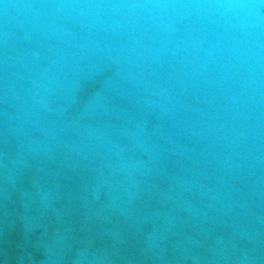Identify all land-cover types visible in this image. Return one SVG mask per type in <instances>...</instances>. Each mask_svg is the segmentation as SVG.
I'll use <instances>...</instances> for the list:
<instances>
[{
  "label": "water",
  "instance_id": "water-1",
  "mask_svg": "<svg viewBox=\"0 0 264 264\" xmlns=\"http://www.w3.org/2000/svg\"><path fill=\"white\" fill-rule=\"evenodd\" d=\"M211 0H0V264H264V32Z\"/></svg>",
  "mask_w": 264,
  "mask_h": 264
},
{
  "label": "clouds",
  "instance_id": "clouds-1",
  "mask_svg": "<svg viewBox=\"0 0 264 264\" xmlns=\"http://www.w3.org/2000/svg\"><path fill=\"white\" fill-rule=\"evenodd\" d=\"M212 12L229 22L241 36L255 38L264 32V0H211Z\"/></svg>",
  "mask_w": 264,
  "mask_h": 264
}]
</instances>
